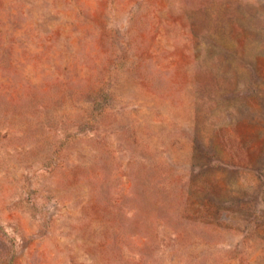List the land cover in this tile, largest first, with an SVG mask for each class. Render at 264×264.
<instances>
[{
    "label": "rangeland",
    "instance_id": "374dc122",
    "mask_svg": "<svg viewBox=\"0 0 264 264\" xmlns=\"http://www.w3.org/2000/svg\"><path fill=\"white\" fill-rule=\"evenodd\" d=\"M0 264H264V0H0Z\"/></svg>",
    "mask_w": 264,
    "mask_h": 264
}]
</instances>
